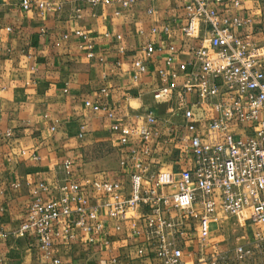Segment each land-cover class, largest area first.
I'll list each match as a JSON object with an SVG mask.
<instances>
[{"label": "crops", "instance_id": "obj_1", "mask_svg": "<svg viewBox=\"0 0 264 264\" xmlns=\"http://www.w3.org/2000/svg\"><path fill=\"white\" fill-rule=\"evenodd\" d=\"M19 1L0 0V228L11 234L0 240L2 264H54L55 259L61 264H111L112 255L119 264H160L154 252L138 255L139 248H146L144 234H133L143 228L139 218L120 222L119 233L108 220L113 253L89 245L84 233L76 229L74 239L68 244L55 241L52 255L46 256L33 232L17 233L39 195L38 183L49 187L46 199L59 197V188L65 184L62 165L66 159L73 163L72 180L81 185L87 206L99 205L106 212L109 202L103 192L88 185L93 181L118 182L122 196L129 194L130 176L138 172L132 151L143 148L140 139L123 145L121 135L111 130L112 121L103 112L87 109L85 101L106 104L114 122L122 126H148L159 133L149 144V155L141 158L151 183L160 171H178L188 165L179 142L161 121L165 115L174 121L175 115L156 113L159 102L151 95L156 82L164 86L172 82L170 77L160 81L158 76L166 68L164 55L153 59L150 73L139 82L132 80L133 61L144 58V46L150 42L163 46L169 40L177 46L180 60L189 58L190 42L180 31L187 23L186 2L136 0L124 8L117 2L93 5L92 0H48L53 8L41 18L36 8L24 13ZM240 14L252 17L264 36L258 5L254 3V10ZM166 26L168 35L163 32ZM152 29H157V34ZM75 30L90 35L92 58L79 49ZM67 34H72L69 40L64 39ZM105 88L108 97L101 93ZM170 99L176 110L175 98ZM187 99L192 102L194 97L188 95ZM195 111L204 116L198 107ZM149 112L156 122L147 125ZM206 115L210 117L212 112L208 109ZM174 123L177 129L178 122ZM7 131L10 137L5 135ZM21 150H26L27 156H21ZM35 152L39 161L30 158ZM122 161L126 165L122 166ZM16 183L22 186L14 188ZM249 231L252 234L253 229ZM227 241L225 230H214L205 248L196 240L187 244L184 264H211L212 259L228 264L235 247L243 242L228 249Z\"/></svg>", "mask_w": 264, "mask_h": 264}, {"label": "built area", "instance_id": "obj_2", "mask_svg": "<svg viewBox=\"0 0 264 264\" xmlns=\"http://www.w3.org/2000/svg\"><path fill=\"white\" fill-rule=\"evenodd\" d=\"M177 1L186 2L187 23L180 31L190 42L189 58L180 60L177 46L169 40L163 46L150 42L144 46V58L133 61L132 80L139 82L150 73L153 59L164 55L166 68L158 76L160 81L170 77L172 82L167 86L156 82L151 95L155 102L175 98L181 121L177 129L172 116L165 115L161 121L179 142V150L188 158L184 163L188 165L178 171H160L151 183L141 158L149 155V144L159 133L148 126H122L114 122V114L106 104L85 101L87 109L103 112L112 121L111 130L121 135L123 145L133 138L140 139L143 148L132 151L138 172L130 176V191L125 197L118 182L101 180L88 184L106 195L109 200L106 212L99 205L87 206L80 193L81 185L72 180L70 159L62 165L65 184L59 188L57 199H46L50 189L45 183H38L39 195L17 235L33 232L46 256L52 255L55 241L68 244L74 239L76 229L84 233L89 245L113 253L108 220L119 233L120 222L139 218L143 228L133 234L137 237L144 234L146 248H139L138 255L144 257L146 252H154L160 264H184L187 244L196 240L205 248L214 231L210 229L211 222H217L223 214L229 218L244 217L242 227L253 229L249 238L235 247L230 264H264V38L255 20L240 14L254 10V0ZM91 2L93 5L117 2L128 8L136 0ZM19 7L24 13L36 8L41 18L53 8L48 0H20ZM163 32L168 35L170 28L164 27ZM71 35H65L64 39L69 40ZM73 35L80 40L79 49L92 58L90 35L83 30H75ZM116 38L121 40V36ZM101 93L109 96L107 88ZM188 95L194 97L192 102ZM195 107L204 116H198ZM208 109L212 112L210 117L206 115ZM145 118L147 125L156 122L152 112ZM55 130L56 127L51 128L52 132ZM5 135L10 137L11 132ZM20 155L27 156L26 150H21ZM30 158L40 160L36 152ZM121 165L126 163L122 161ZM21 186V183L13 185ZM10 235L0 228V240H7ZM110 262L119 264L113 255ZM220 263L211 260V264ZM54 264L61 261L55 259Z\"/></svg>", "mask_w": 264, "mask_h": 264}, {"label": "rangeland", "instance_id": "obj_3", "mask_svg": "<svg viewBox=\"0 0 264 264\" xmlns=\"http://www.w3.org/2000/svg\"><path fill=\"white\" fill-rule=\"evenodd\" d=\"M253 2L255 3V5L259 6V9L261 11V19H262L261 27L264 33V0H254ZM158 105L160 106V109L156 113L158 114L170 113L169 115L175 113V116L173 117L174 121L178 123L181 122L179 113L175 110L173 102L171 103V99L159 102ZM243 224H244V217L229 218L226 215L220 214L217 222L215 221L211 222L210 229L225 230L227 238H229V241L226 242L227 243L226 247L228 249H232L237 243H242V242L244 243V241H246L247 238H249V236L251 235L249 229L245 230L246 227L245 228L242 227ZM227 263L230 264V258L227 259Z\"/></svg>", "mask_w": 264, "mask_h": 264}]
</instances>
